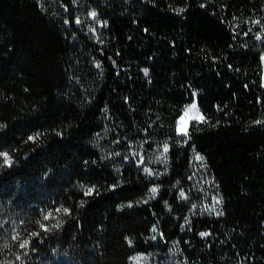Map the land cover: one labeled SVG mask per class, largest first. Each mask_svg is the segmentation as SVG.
<instances>
[{"label":"trees","instance_id":"1","mask_svg":"<svg viewBox=\"0 0 264 264\" xmlns=\"http://www.w3.org/2000/svg\"><path fill=\"white\" fill-rule=\"evenodd\" d=\"M263 55L264 0H0V264H264Z\"/></svg>","mask_w":264,"mask_h":264},{"label":"rangeland","instance_id":"2","mask_svg":"<svg viewBox=\"0 0 264 264\" xmlns=\"http://www.w3.org/2000/svg\"><path fill=\"white\" fill-rule=\"evenodd\" d=\"M263 62V77L262 81L264 84V55L262 57ZM195 104L196 108L191 109V106ZM191 109V110H190ZM202 113L197 105L196 102H193L186 106L183 110L181 117L178 120V132L180 134H184L181 131L182 128L186 127L188 131V126L192 120L201 119ZM196 156L193 164H192V176L191 181L194 186V191H198L205 195V197L209 200L206 201L203 205L204 208L207 209H215L218 206L217 199L215 198V188L213 184L212 177L208 171L206 162L203 159H198ZM150 170V171H149ZM152 169L147 168V173L152 174ZM183 199H187V195H182ZM154 231V238L159 239L161 236H158L156 233V228L153 227ZM131 264H182L180 261L177 249L172 248L166 252L164 251H157V252H150V253H137L131 256L130 258Z\"/></svg>","mask_w":264,"mask_h":264},{"label":"snow or ice","instance_id":"3","mask_svg":"<svg viewBox=\"0 0 264 264\" xmlns=\"http://www.w3.org/2000/svg\"><path fill=\"white\" fill-rule=\"evenodd\" d=\"M181 11H183V10L181 9ZM92 15L95 16L96 14L93 12ZM77 22H79V21H77ZM257 23H258V21H257ZM145 71L147 72V70H145ZM195 108H196V105L193 104V105L191 106V109H195ZM191 109H190V110H191ZM181 131H183L185 135L187 134V128H186V127L182 128ZM29 139H33V138H32V137H29ZM164 151L167 152V146H165ZM0 156H2V157L4 158V162H5V164H7L8 166H11L12 161H11V159H10V157H9V155H8L7 152H0ZM197 158H198V159H202V157H197ZM149 171H150V170H149ZM91 191H92V190L89 189V193H88V194H90ZM156 191H157V189H155V188L152 189V192H153V193H155ZM181 195H183V193H182ZM217 203H219V201H217ZM214 210H215V209L213 208V211H214ZM65 211H67V210L65 209ZM51 215H52L51 213H48L47 215L44 216V219H45V220H48V219L51 217ZM58 226H59V225H57V227H58ZM40 227H41V229H43L44 231H48V230H49L48 226L45 225V224H43V223L40 224ZM32 235L35 236V235H38V233H32ZM201 235H207V234H206V233H202ZM29 243H30V242H29L28 240H25V241L20 245V247H22V248H27V247L29 246Z\"/></svg>","mask_w":264,"mask_h":264}]
</instances>
